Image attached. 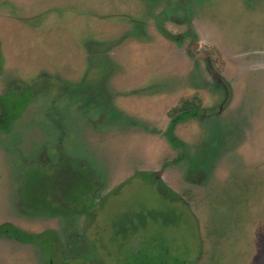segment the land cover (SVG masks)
I'll return each instance as SVG.
<instances>
[{
  "label": "rangeland",
  "instance_id": "1",
  "mask_svg": "<svg viewBox=\"0 0 264 264\" xmlns=\"http://www.w3.org/2000/svg\"><path fill=\"white\" fill-rule=\"evenodd\" d=\"M171 1L0 0V95L32 91L0 130V224L52 225L85 264H264V0ZM193 97L166 165L171 111ZM63 190L98 203L51 214L72 209ZM44 263L0 239V264Z\"/></svg>",
  "mask_w": 264,
  "mask_h": 264
},
{
  "label": "trees",
  "instance_id": "2",
  "mask_svg": "<svg viewBox=\"0 0 264 264\" xmlns=\"http://www.w3.org/2000/svg\"><path fill=\"white\" fill-rule=\"evenodd\" d=\"M180 7L179 3L175 2V1H171L169 2V8L172 7ZM166 13L162 12L158 15H156L154 17L155 20V24H156V28L159 31V33L161 35H163L165 38L171 40L174 39L165 29L163 22L165 20H167L166 17ZM184 23V22H183ZM26 89V87L24 88ZM32 91L26 89L25 93H24V97L20 98V99H13L7 95H0V130L3 132H7L11 126V124L16 121L21 113L23 112L24 108L29 104L31 97H29V95H31ZM202 111L201 108V103L198 97H193V99L191 100H186L183 101L182 104L177 107L174 108L171 112L174 113V115H171L172 119L169 122L167 131H166V138L169 141V143L171 144V146L175 149V148H180L181 149V155L180 158H178L177 160H173L168 164H173L176 162H179L183 159V157H185L186 154V148H185V144L183 142H181L178 138H176L175 134H174V128L176 126V124L180 121H185L186 119L198 115V113ZM144 176V175H143ZM77 182L79 185H83L84 188H88V189H92L94 190L95 187L94 185L89 182H83V180L81 178L77 179ZM150 183L152 185H156L161 192L163 193L164 196L168 195L171 196V198H175L176 202L177 201H182L181 198L174 192L172 191L170 188H168L160 179H151ZM70 185V184H69ZM94 192V191H93ZM63 194L61 195V199L60 203L62 205H72V209H68V210H52V212H50L51 214H86L87 216L89 215V213H91L92 208L94 206L97 205L98 202H94V200L92 199L94 196L93 195H88V199L87 198H80L79 195H76L74 192L70 193L67 190H63L62 192ZM51 194V193H50ZM51 197L54 199L55 197H53V195L51 194ZM55 200V199H54ZM182 203H184L182 201ZM75 208H74V207ZM115 230L117 229L118 231L122 230L124 231V233L126 235H128L129 233H133L136 231V228L133 226H126L121 229L120 227L117 226L114 227ZM97 232V231H96ZM11 235L14 238H16L17 240L20 241H26V242H32V243H43L44 241L50 240L52 241V243H54V247H58L60 248V240L59 238H57L53 233L48 234V233H43L42 235H40V239L38 236H27L24 235L19 229H17L16 227H14L13 225L9 224V223H5L3 225H0V235ZM115 235L117 236H121L123 234H120V232H115ZM125 236V235H124ZM91 241V239H90ZM91 246L93 248H95V251H98V245L94 244L91 242ZM112 247H115L114 245H111ZM110 246V247H111ZM110 254H116V257L119 256L116 252V247H115V251L114 253ZM76 256H78V254H75ZM117 264V263H116Z\"/></svg>",
  "mask_w": 264,
  "mask_h": 264
},
{
  "label": "flooded vegetation",
  "instance_id": "3",
  "mask_svg": "<svg viewBox=\"0 0 264 264\" xmlns=\"http://www.w3.org/2000/svg\"><path fill=\"white\" fill-rule=\"evenodd\" d=\"M186 36H190V38H192V39L195 38L194 33L189 28L183 34V36H181V38L185 39ZM192 47H194V49H196V45H192ZM211 74H214V73L211 72ZM214 78H216L217 81H220L222 83L221 78L219 76L215 75ZM81 215H84L85 217H87L86 214H81ZM5 223H9V224L13 225L17 229H19L24 235H27V236H38L40 239V235H42L43 233H48V234L53 233L57 238H59L60 243H61L60 248H59V246L54 247L53 246L54 243H52V241H50V240H47V238H46V241H44L43 243H32V242L17 240L16 238H14L13 236H11L9 234L8 235H0V239L6 238L7 240H9L12 243L13 242L18 243L19 246L23 249H29L32 252L37 253L38 255L41 256V258L43 260H45L46 264H72L73 262H75L77 260L81 261L82 262L81 264H85L84 259H87V258L85 256H82V254L80 252L74 251V246H77V245H75L73 243V241L76 239H74L72 237L68 241L64 242L62 236L60 235V232L54 226L50 225L47 228H44V230L35 231V229L34 230H26L22 227L16 226L15 224H13L11 222H5ZM5 223H2L0 225H3ZM87 229L88 228L85 227V230L83 232V235H82V237L84 238L83 241H84V243H86V245L88 247L90 246V248H93L91 246L90 238L87 236L88 235ZM99 229H100V226L98 225V229H96V230H98V233H101L102 228H101V230H99ZM77 237H79V236H77ZM77 244L79 245L80 243H77ZM71 245H72V249L70 248ZM84 250H85V248H84ZM71 252H72V255L78 254V256L75 255L76 257H73L71 255ZM96 252H98V251H96ZM67 260H71V262L69 263Z\"/></svg>",
  "mask_w": 264,
  "mask_h": 264
},
{
  "label": "water",
  "instance_id": "4",
  "mask_svg": "<svg viewBox=\"0 0 264 264\" xmlns=\"http://www.w3.org/2000/svg\"><path fill=\"white\" fill-rule=\"evenodd\" d=\"M193 49H194V47H191V48H190V52H191V54H192L193 56H195L196 58H202V59H204V60L207 59V55H206V54H204L203 52H199V53L195 54V53L193 52ZM158 175H159V173H157V176H158Z\"/></svg>",
  "mask_w": 264,
  "mask_h": 264
}]
</instances>
